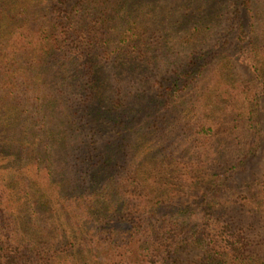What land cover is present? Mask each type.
Masks as SVG:
<instances>
[{
    "label": "trees",
    "instance_id": "16d2710c",
    "mask_svg": "<svg viewBox=\"0 0 264 264\" xmlns=\"http://www.w3.org/2000/svg\"><path fill=\"white\" fill-rule=\"evenodd\" d=\"M144 1L0 0V264H264V42Z\"/></svg>",
    "mask_w": 264,
    "mask_h": 264
},
{
    "label": "rangeland",
    "instance_id": "374dc122",
    "mask_svg": "<svg viewBox=\"0 0 264 264\" xmlns=\"http://www.w3.org/2000/svg\"><path fill=\"white\" fill-rule=\"evenodd\" d=\"M186 0H155L156 6L148 11V9L143 8V10H140V13L138 16H136L135 20L142 25H147L149 29L147 30H141V33H143V36H141V39L144 40L147 39L148 33L152 34L155 41L160 42L161 35H163L162 30L163 26H158V20L162 18L164 15L163 9H165V6L170 7L173 14L178 15L181 12V9H179ZM190 4V8L192 7V3L194 0H187ZM214 3L209 6L210 2H207L206 5L210 11L208 15H212V22L211 26L213 29H218V33L223 35L230 33V36L233 34L234 38L237 35L239 28L242 27V23L245 24L244 31L248 35V38L253 36V31H255V34L259 37V42L262 44V40L264 42V0H250L251 5L250 8H253V13L251 15L253 19V23L251 20H246L244 17L241 16V12L239 11V7L237 5L236 7V0H212ZM145 4L148 3L147 0L144 1ZM8 4V3H7ZM9 6V4H8ZM194 6V5H193ZM241 7V6H240ZM10 9L7 6H4V11H9ZM179 9V10H178ZM186 9V7H185ZM238 9V11H237ZM174 11V12H173ZM215 16H219V18H215ZM219 19V20H218ZM141 21V23H140ZM147 21V22H146ZM146 22V23H144ZM157 43V42H156ZM235 44V41H230V44H227L228 47H233ZM140 49H145L144 44L142 43L139 46ZM162 56V55H160ZM162 60L158 59L157 56V63H161ZM162 73V71H159ZM125 89L130 91L129 88L122 89V94H125ZM246 169L239 174V176L236 175V177L233 178L232 185H229V188H232L235 193L245 194L247 191V183L251 187H256L257 183H255L254 179L258 178L261 179L262 175H264V149L260 151L257 156L251 160L250 163H248L245 167ZM260 181V180H259ZM257 180V182H259ZM237 188L239 190H237Z\"/></svg>",
    "mask_w": 264,
    "mask_h": 264
}]
</instances>
